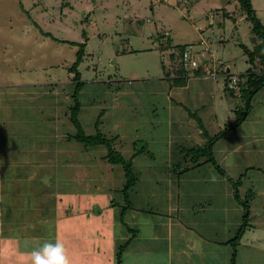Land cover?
Instances as JSON below:
<instances>
[{"label": "rangeland", "instance_id": "rangeland-1", "mask_svg": "<svg viewBox=\"0 0 264 264\" xmlns=\"http://www.w3.org/2000/svg\"><path fill=\"white\" fill-rule=\"evenodd\" d=\"M252 3L264 23V0H252ZM169 36L175 45L191 43L193 48L188 47V50L192 49L196 54L199 65L208 69L207 62L210 60L205 59L213 53L218 72L226 71L230 66L231 74L236 76L246 73L251 66L246 47L254 49L260 41L252 31V22L247 18L241 0H0V99L3 104L15 108L12 111H19V118L23 120L11 125L14 137L29 134L31 138L35 136L40 140V137L46 139L47 135H51V147L46 145L51 149V154L62 152L67 157L74 154L78 158L83 155L85 161L83 173L82 168L72 172H77L74 178L69 173L63 174V169H59L60 158L55 155L50 164V174L55 176L53 187L60 184L59 176L60 180L66 177L67 186L78 189L89 184V187L97 190L99 185L111 183L114 203L119 205L120 210L123 208L124 195L120 189L125 176L118 174L112 179L104 173V181L102 174H99L101 169L106 170L103 164L109 162L105 158L107 146L85 147L75 137L61 142L57 140L67 138L68 133L76 131L69 114L74 88L73 73L69 72L68 67L76 60L80 46L71 41L87 42V54L79 67L85 81L79 96L82 103L79 116L85 132L94 134L99 128L106 135L116 136L115 145L126 157H131L134 150L142 149L144 145L146 151L141 152V158L152 160L151 163L159 167L157 170L163 171L166 167L177 170L174 161L170 160L183 146L180 145L182 141L188 142L189 145L184 146L189 147L192 144L201 146L208 140L197 120L199 116L211 135L229 127L237 118L235 109L242 108L244 101L237 89V95L232 96H229V90L223 89L225 74L204 73L218 78H210L208 83L201 82L200 77L195 78L188 83L186 90L174 83L173 76L180 60L177 58L178 61L173 62L170 59L173 48L167 47ZM218 61H223V66L218 65ZM195 67L191 69L196 70ZM169 69L174 74L166 78L165 72ZM198 81L199 85L195 84ZM171 84L176 86L175 92L170 88ZM10 91L13 94L7 93ZM262 106L264 88L256 95L257 111ZM50 112L57 113L59 119L47 118L51 116ZM246 119L239 128H233L222 138L226 137L225 141L234 147L246 136L250 138L247 130L259 120H253V111ZM257 124L261 126L262 123ZM56 125L61 130L57 137L56 133L52 134ZM62 128L67 130L63 132ZM187 133L193 137L190 135L189 139ZM180 134H184L186 139L182 140L178 136ZM14 137L12 140L16 139ZM220 139L217 146L222 143ZM236 150L240 154L245 153L243 147ZM65 152H71V155ZM236 153L232 152L230 157ZM222 157L218 151L219 162ZM242 162L245 166H252L248 172L251 169L257 172L254 167L257 164L249 156L246 155ZM222 163L226 164L223 160ZM116 167L124 173L120 164H116ZM153 169H136L143 171L140 177L143 186L148 184ZM82 175L85 176L81 179L83 184L79 182ZM251 182L255 183L253 179ZM64 183L60 186H65ZM248 183V187L243 184L240 188L243 198L252 195L249 190L253 189V185L251 189V183ZM80 198L75 201L79 203ZM63 205L66 206L64 202ZM63 205L55 212L59 217L57 221L64 223L61 229H66V223L68 230L73 227L74 234L77 216L85 233L89 225L85 217L88 218L92 211L85 209L83 213L78 209L67 213ZM116 209L117 217L120 211ZM100 212L102 215L105 213ZM86 213L89 215L86 216ZM90 227L86 234L91 233ZM125 229L119 235L115 234L116 251L127 241L122 236L128 234V228ZM93 234L96 233L93 231ZM77 239H74V245L78 243ZM103 244L108 246V242ZM129 250L135 251V248L126 247L124 252ZM115 261L118 262L117 257Z\"/></svg>", "mask_w": 264, "mask_h": 264}, {"label": "crops", "instance_id": "crops-1", "mask_svg": "<svg viewBox=\"0 0 264 264\" xmlns=\"http://www.w3.org/2000/svg\"><path fill=\"white\" fill-rule=\"evenodd\" d=\"M205 60H210L207 62L209 68L215 67L216 59L213 53L207 55ZM223 63L220 61L218 65L223 66ZM227 70L231 71V67L228 66ZM194 71L195 69H191L185 83L179 86L186 90L188 83L195 78L200 77L201 82L204 83H208L210 78H218L202 73L196 74ZM199 82L195 84L199 85ZM224 84L223 89H227L226 82ZM172 85L174 84H171L170 88L175 92L176 86ZM230 87L229 96L237 95L238 87H232V84ZM7 93L13 94L11 91ZM0 104L6 107L0 106V264H28L27 253L40 247L44 242H55L57 238L66 244L73 264H117L115 234L119 235L120 231L132 226L133 230L130 231L128 228V234L125 232L127 235L122 236L127 240L132 236L127 247L133 246L135 251L124 252L127 255L123 253L121 264H233L231 240L243 224L244 205L236 197L232 182L213 164L201 163L200 160L199 165L179 172L183 158L179 148L170 160L174 161L177 170L166 167L162 171L157 170L159 167L152 164V160L146 161L141 158V153L134 154V150L130 156L133 157L135 167L138 165L137 168L143 171L154 169L152 175L148 177L146 186H143L140 178L143 171H139V179L129 192L131 206L126 209L122 220V210L114 203L111 183L110 185L103 183L97 190L95 187H89V184L78 189L67 186L66 177L60 180L59 176L60 184L53 187L55 176L50 174V164L56 153L51 154V149L46 148V145L51 147V135H47L46 139L40 137V140L34 135L31 138L29 134L14 137L11 125L23 120L19 118V111H12L15 108L3 104L1 99ZM18 107L20 108L21 105ZM252 111L253 120L259 122H253L252 128L247 130L250 132V138L246 136V141L238 143L237 147L225 141L226 137H221L222 143L218 146V140L214 143L216 159L218 160V151L223 156L220 162L218 161L220 165L233 178L242 177L239 186L241 197L240 188L243 184L248 187L250 182V188L253 185V189L249 190L252 191L251 197L247 195L251 198L249 225L243 230L237 244V264H264V154H261L264 151V107L257 111L256 98ZM50 117L56 119L58 115L51 114L47 118ZM257 123L262 124L260 126ZM62 130L64 132L67 129L62 128ZM53 132L57 137L58 132H61L60 127L57 125L53 127L52 134ZM190 135L187 133L189 139ZM178 136H181L182 140L186 139L183 137L184 134ZM8 137L11 140L7 141ZM13 137L16 139L12 140ZM57 140L61 142L68 138ZM184 144L189 145L186 141L180 143L183 146ZM242 147L245 153L240 154L236 149ZM232 152H237L234 157H230ZM66 154L71 155V152ZM246 155L257 164L254 166L257 172L254 169L248 172L252 166L243 165L242 161ZM56 157L60 158L59 169H63V174L69 173L76 178L77 172H72L81 168L83 173L85 164L83 155L79 158L74 154L67 157L61 152ZM222 160L226 164L222 163ZM104 166L106 170L101 169L99 172L103 179L104 173L112 179L118 174L125 176L122 169H116L118 168L116 164L106 161ZM234 169L237 171L235 175ZM82 177L85 176L79 177L81 184H83ZM252 179L254 184L251 182ZM63 181L65 186H60ZM71 190L75 192L72 193ZM79 196L81 198L78 203L75 199ZM127 204L124 197V203L121 205L124 207ZM62 205L67 213H70V210L81 209L83 213L85 209L87 212L91 210L92 214L86 213V216H89L85 217L89 224L86 230L91 226V233L86 234V230L84 233L77 216L74 234L73 227L71 226L72 230L71 228L68 230L66 223V229H61L64 223H61V220L57 221L59 217L55 212L62 209ZM115 207L120 211L117 217ZM100 211L105 213L102 215ZM93 231L96 234H93ZM69 235L72 237L69 238ZM74 239L78 241L76 245L73 243ZM103 242H108V246Z\"/></svg>", "mask_w": 264, "mask_h": 264}, {"label": "trees", "instance_id": "trees-1", "mask_svg": "<svg viewBox=\"0 0 264 264\" xmlns=\"http://www.w3.org/2000/svg\"><path fill=\"white\" fill-rule=\"evenodd\" d=\"M241 4L243 6L244 11L247 12V18L252 22V31L257 34L259 37L260 41L257 45H255L254 49H249L246 47V52L249 55L248 62L251 64L249 68L247 69L246 73H243L238 76V80L236 82H232V74L229 71L223 72H218L219 68L214 67V68H205V66L199 65L198 67L192 66V64L185 59V54L187 51L192 52L193 50H188L189 48H193L191 43H186V44H172L171 41V36L168 37V45L169 47H172L173 50L170 54L171 60L175 62L178 58L180 60L179 67H177L175 74L172 73L169 69V71L165 72V75L171 76L174 74V83L177 85H181L185 83L187 80V76L190 73V69L192 67H195V73L196 74H201L204 73H212L211 71L217 72V75L220 73L223 75L225 74V82H226V87L229 91H231V84L232 87L236 86L239 89L240 96L243 98L244 101V106L240 109L236 108L235 111H237V118L230 123L229 127H226L224 130H221L214 135H211L209 131L206 129L203 119L199 116L197 120H199L200 126L204 129L203 132L205 135L208 136V140L206 143H204L201 146H181L180 152H182L183 158L181 159V169L178 170L179 172L181 171H186L190 167L196 166L200 164V160H202L201 163H206L210 162L213 164L216 169L223 175H225L233 184L234 186V191L236 197L243 203L244 205V221L237 232V235L231 240V243L233 245V251H232V263L237 264L236 262V253H237V244L238 241L243 233V230L247 228L249 225V219H250V201L249 198H242L241 194L239 192V186L242 182V177H239L237 179L233 178L218 162L216 159L215 153H214V143L222 136L225 134L229 133L233 128H237L240 126L245 119L248 117L249 113L251 112L254 101L256 98L257 93L264 88V23L261 21V19L258 17L257 12L254 8V5L252 3V0H241ZM45 34L53 36L50 32H46ZM86 35V33L84 32ZM55 37V36H54ZM73 44H78L80 47L77 50L76 53V60L68 67L69 72L73 73L72 75V83H73V92L71 94L73 103L69 106V114H70V119L72 123L75 126V133H68L66 136L67 138H76L78 141L83 143L85 147L87 146H96V145H105L107 146V153L105 155V158L113 163V164H120L124 170V175H125V182L122 188L120 189L123 192V195L125 197L126 202L128 203L122 208L121 212V218L124 220V213L126 212V209L131 206L130 198H129V192L130 189L137 183L139 179V171L136 170V167L134 166L133 162V157H126L122 151L116 147L115 145V137L114 135H106L102 130L97 128V132L94 134H87L85 132L83 123L80 119V111H81V99L79 98L80 96V91L84 87L85 81L82 78V71L80 70V65L81 63L85 60L86 57V46L87 42H75L71 41ZM242 46H244L242 44ZM124 51V49L122 50ZM258 59L260 60L258 63ZM177 60V61H178ZM261 63V64H260ZM205 75V74H204ZM120 87H118L119 89ZM234 92V90H232ZM193 113V112H192ZM191 113V114H192ZM102 114V113H101ZM100 117L99 115V122H100ZM98 124V121H97ZM146 148L143 145L142 149H137L135 150L134 154H140L141 152H145ZM149 154L151 155V151H149ZM189 164H186L188 163ZM184 163V165H182ZM192 164V165H190ZM130 231L133 229L131 227H128ZM132 236L125 242L122 243L116 252V257L118 260V264L122 263L123 259V253L126 247L128 246Z\"/></svg>", "mask_w": 264, "mask_h": 264}, {"label": "clouds", "instance_id": "clouds-1", "mask_svg": "<svg viewBox=\"0 0 264 264\" xmlns=\"http://www.w3.org/2000/svg\"><path fill=\"white\" fill-rule=\"evenodd\" d=\"M27 257L28 264H73L66 244L59 238L55 242H44L27 253Z\"/></svg>", "mask_w": 264, "mask_h": 264}, {"label": "built area", "instance_id": "built-area-1", "mask_svg": "<svg viewBox=\"0 0 264 264\" xmlns=\"http://www.w3.org/2000/svg\"><path fill=\"white\" fill-rule=\"evenodd\" d=\"M195 56L196 55H195L194 52L187 51L186 54H185V59L187 61H189L192 64V66H198L199 65L198 64V60L196 59ZM212 74L213 75H217V72L214 71V72H212ZM237 80H238V75L237 76L233 75L232 76V82H236Z\"/></svg>", "mask_w": 264, "mask_h": 264}]
</instances>
